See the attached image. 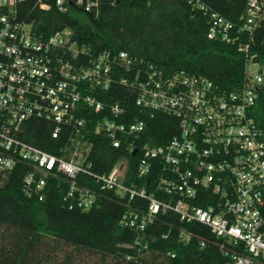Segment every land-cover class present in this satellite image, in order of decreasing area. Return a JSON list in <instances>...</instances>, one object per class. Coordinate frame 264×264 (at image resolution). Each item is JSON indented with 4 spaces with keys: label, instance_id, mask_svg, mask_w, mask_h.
<instances>
[{
    "label": "built area",
    "instance_id": "2783aa9c",
    "mask_svg": "<svg viewBox=\"0 0 264 264\" xmlns=\"http://www.w3.org/2000/svg\"><path fill=\"white\" fill-rule=\"evenodd\" d=\"M21 1L0 0V181L24 162L25 192L41 199L48 179L60 173L69 178L64 199L71 207L86 210L96 194L77 178L88 175L100 189L127 198L120 224L137 231L131 244L137 255L156 239L148 230L159 215L174 212L181 221L210 229L219 239L226 264H264V132L250 114L264 85V65L250 53L251 35L264 20V0H246L238 25L209 13L206 36L237 44L245 58L242 83L229 91L184 70L166 75L154 63L122 50L91 53L67 28L39 34L20 17ZM97 4V0H38L36 7L55 6L67 12L75 5L91 12ZM198 6L209 10L205 4ZM244 33L246 41L240 39ZM113 85L132 93L140 110L176 117L177 134L164 145L136 147L134 140L144 132L145 122L124 121L123 105L99 98L101 90ZM38 119L52 126L50 138L64 135L59 154L21 138L26 123ZM89 134L104 135L113 147L136 149L137 178L158 170L153 187L125 184L124 159L106 173H94ZM136 198L142 203L132 206ZM191 237L180 229L182 242Z\"/></svg>",
    "mask_w": 264,
    "mask_h": 264
},
{
    "label": "trees",
    "instance_id": "16d2710c",
    "mask_svg": "<svg viewBox=\"0 0 264 264\" xmlns=\"http://www.w3.org/2000/svg\"><path fill=\"white\" fill-rule=\"evenodd\" d=\"M37 1L23 0L18 7L20 17L39 34L50 35L67 28L91 53L122 50L154 63L166 75L184 70L211 79L224 91L242 83L245 58L237 44L209 39L206 33L210 12L241 24L246 0H97L98 6L91 12L75 5L67 12H60L55 6L40 10L36 7ZM199 4H205L208 12H203ZM240 39L248 40L245 33ZM251 39L250 53L256 54L264 65V20L254 29ZM99 98L106 104L123 105L124 121L142 119L145 122L144 132L134 140L138 148L144 143L164 145L178 132L176 117L140 110L133 94L121 86L101 90ZM250 114L264 132V85ZM51 127L44 120H32L26 123L25 132L20 136L57 155L65 138L64 135L50 138ZM88 138L94 173H106L118 160L124 159L127 164L125 184L152 183L150 187H153L158 170L153 168L149 176L137 178L138 153L130 152L126 146L113 147L109 138L101 134H89ZM27 170V165L20 162L0 181V264L228 262L220 251L219 239L210 229L195 221H181L174 212L159 215L148 230L156 239L137 255V250L131 247L137 231L120 224L128 205L126 197L100 189L92 177L80 174L77 180L95 191V202L86 210L71 207L69 200L64 199L69 178L59 173L48 179L41 189L43 197L39 199L25 192L23 176ZM136 203L142 202L137 198L130 202L132 206ZM180 229L192 234L188 243L179 239ZM162 234L167 236L161 237Z\"/></svg>",
    "mask_w": 264,
    "mask_h": 264
},
{
    "label": "water",
    "instance_id": "95a60500",
    "mask_svg": "<svg viewBox=\"0 0 264 264\" xmlns=\"http://www.w3.org/2000/svg\"><path fill=\"white\" fill-rule=\"evenodd\" d=\"M135 152H136V149H134L132 153H135Z\"/></svg>",
    "mask_w": 264,
    "mask_h": 264
}]
</instances>
